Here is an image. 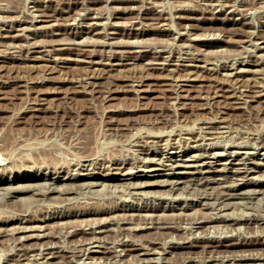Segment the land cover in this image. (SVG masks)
Returning <instances> with one entry per match:
<instances>
[{
    "label": "rangeland",
    "instance_id": "1",
    "mask_svg": "<svg viewBox=\"0 0 264 264\" xmlns=\"http://www.w3.org/2000/svg\"><path fill=\"white\" fill-rule=\"evenodd\" d=\"M0 7V35L18 34L0 37V178H40L13 180L32 185L18 193L6 190L9 181L0 186L7 225L0 264H264V0H0ZM191 154L202 158L177 165ZM50 157L52 169L43 163ZM240 185L250 188L243 200L230 195ZM51 251L57 258L44 259Z\"/></svg>",
    "mask_w": 264,
    "mask_h": 264
},
{
    "label": "bare ground",
    "instance_id": "2",
    "mask_svg": "<svg viewBox=\"0 0 264 264\" xmlns=\"http://www.w3.org/2000/svg\"><path fill=\"white\" fill-rule=\"evenodd\" d=\"M219 5H220V4H219ZM221 6H222V5H221ZM132 7H133V6H132ZM0 8H1V7H0ZM3 9H5V8H3ZM41 15H42V14H41ZM95 15H96V14H95ZM36 16H37V15H36ZM97 17H98V16H97ZM186 18H187V17H186ZM35 19H37V18L35 17ZM32 21H33V20H32ZM40 21H41V20H40ZM94 22H95V21H94ZM96 22H97V21H96ZM100 23H101V22H100ZM98 24H99V23H98ZM102 24L104 25V23H102ZM111 24H112V22H111ZM89 25H90V24H89ZM33 26H34V25H33ZM84 26H85V25H84ZM101 26H102V25H101ZM104 26H105V25H104ZM107 26H108V25H107ZM35 27H36V26H35ZM80 27H81V26H80ZM89 27H90V26H89ZM102 27H103V26H102ZM110 27H111V26H110ZM14 28H15V27H14ZM17 28H18V27H17ZM21 28H22V27H21ZM24 28H25V27H24ZM28 28H29V27H28ZM28 28H27V30H28ZM105 28H106V27H105ZM105 28H104V29H105ZM19 29H20V28H19ZM24 30H25V29H24ZM29 30H30V28H29ZM177 31H180V30H177ZM77 32H78V31H77ZM105 32H106V31H105ZM133 32H134V31H133ZM145 32H146V31H145ZM180 32H181V31H180ZM18 33H19V32H18ZM109 33H110V32H109ZM113 33H114V32H113ZM178 33H179V32H178ZM94 34H95V33H94ZM99 34H100V33H99ZM181 34H182V33H181ZM108 35H110V34H108ZM186 35H187V34H186ZM12 36H18V34H14V35H10V34L3 35V34H1V35H0V37H12ZM26 36H29V35L26 34ZM176 36H177V35H176ZM176 36H175V37H176ZM107 37H108V36H107ZM107 37H105V38L107 39ZM178 37H179V36H178ZM109 38H110V37H109ZM189 38H190V37H189ZM106 39H105V40H106ZM93 40H94V39H93ZM93 40L91 39V41H93ZM102 40H103V39H102ZM135 40H136V39H135ZM84 41H85V40H84ZM86 41H87V40H86ZM88 41H89V40H88ZM126 41H128V40H126ZM126 41H125V43H126ZM130 41H131V40H130ZM133 41H134V40H133ZM137 41H138V40H137ZM141 41H142V40H141ZM141 41H140V42H141ZM59 42H60V41H59ZM63 42H64V41H62L61 43H63ZM73 42H74V41H73ZM98 42H99V41H98ZM110 42H111V41H110ZM122 42H123V41H122ZM134 42H135V41H134ZM56 43H57V42H56ZM74 43H75V42H74ZM76 43H77V42H76ZM93 43H94V42H93ZM111 43H112V42H111ZM130 43H131V42H130ZM50 44H51V43H50ZM58 44H59V43H58ZM79 44H80V43H79ZM82 44H83V42H82ZM85 44H87V43H85ZM89 44H90V41H89ZM91 44H92V43H91ZM98 44H99V43H98ZM103 44H105V43H103ZM109 44H110V43H109ZM119 44H120V43H119ZM142 44H143V43H142ZM11 45H12V44H11ZM17 45H18V44H17ZM17 45H16V46H17ZM36 45H38V44H36ZM40 45H41V44H40ZM45 45H46V44H45ZM95 45H96V44H95ZM101 45H102V44H101ZM114 45H115V44H114ZM114 45H113V46H114ZM116 45H117V44H116ZM125 45H126V44H125ZM131 45H133V44H131ZM136 45H137V44H136ZM143 45H145V44H143ZM46 46H47V45H46ZM119 46H120V45H119ZM138 46H140V45H138ZM141 46H142V45H141ZM260 46H261V45H260ZM263 46H264V45H263ZM11 47H12V46H11ZM121 47H122V46H121ZM258 47H259V46H258ZM9 48H10V47H9ZM15 48H17V47H15ZM18 48H19V47H18ZM54 48H55V47H54ZM46 49H47V48H46ZM61 49H62V48H61ZM64 49H65V48H64ZM112 49H113V48H112ZM7 50H8V49L6 48V51H7ZM11 50H12V49H11ZM11 50H10V51H11ZM15 50H17V49H15ZM32 51H33V50H32ZM109 51H110V50H109ZM114 51H115V50H114ZM7 52H8V51H7ZM14 52H15V51H14ZM14 52H13V53H14ZM30 52H31V51H30ZM41 52H42V51H41ZM122 52H123V51H122ZM124 52H125V51H124ZM129 53H130V52H129ZM49 54H50V53H49ZM38 55H39V54H38ZM38 55L36 56L35 54H33V55H32V59H33L34 61H37V60L40 58ZM44 55H45V54H44ZM112 55H113V54H112ZM122 55H123V54H122ZM40 56H41V55H40ZM183 56H184V55H183ZM186 56H187V55H186ZM259 56H260V54H259ZM45 57H46V56H45ZM121 57H122V56H121ZM189 57H190V55H189ZM49 58H50V57H49ZM52 58H53V57H52ZM54 58H55V57H54ZM128 58H130V57L127 56V58H125V60H128ZM185 58H186V57H185ZM195 58H196V57H195ZM44 59H46V58H44ZM120 59H121V58H120ZM196 59H197V58H196ZM27 60H28V59H27ZM90 61H91V60H90ZM90 61H89V62H90ZM122 61H123V60H122ZM209 61H210V60H209ZM97 62H98V61H97ZM120 62H121V61H120ZM203 62H204V61H203ZM33 63H34V62H33ZM36 64H37V63H36ZM120 64H121V63H120ZM167 64H168V63H167ZM204 64H205V62H204ZM115 65H116V64H115ZM177 65H178V64H177ZM177 65H175V66H177ZM185 65H186V64H185ZM189 65H190V64H189ZM205 65H206V64H205ZM205 65H204V66H205ZM34 66H35V65H34ZM242 66H243V65H242ZM164 67H165V66H164ZM206 67H207V66H206ZM231 67H233V66H231ZM234 67H235V65H234ZM204 68H205V67H204ZM241 68H242V67H240L238 70L240 71ZM244 68H245V67H244ZM247 68H248V67H247ZM209 69H210V68H209ZM209 69H208V70H209ZM192 70H193V69H192ZM213 70H214V69H213ZM238 70H236V71H238ZM241 70H242V69H241ZM215 71H216V70H215ZM234 71H235V70H234ZM248 71H249V70H248ZM250 71H251V69H250ZM231 72H232V71H231ZM242 72H243V70H242ZM239 73H240V72H239ZM243 73H244V72H243ZM231 74H234V72H232ZM236 74H237V73H236ZM241 74H242V73H241ZM90 76H91V75H90ZM90 76H89V77H90ZM236 77H237V76H236ZM174 78H175V77H174ZM230 78H231V77H230ZM241 78H242V77H241ZM176 79H177V78H176ZM180 79H184V78H180ZM192 79H193V78H192ZM196 79H197V78H196ZM227 79H228V78H227ZM239 79H240V77H239ZM244 79H245V78H244ZM247 79H248V78H247ZM251 79H252V78H251ZM256 79H257V78H256ZM178 80H179V79H178ZM141 81H142V80H141ZM141 81H139V82H141ZM224 81H225V79H224ZM234 81H236V80H234ZM246 81H247V80H246ZM251 81H252V80H251ZM217 82H218V81H217ZM228 82H229V81H228ZM248 82H249V80H248ZM137 83H138V82H137ZM141 83H142V82H141ZM178 83H179V82H178ZM220 83H222V82H220ZM230 83H231V82H230ZM246 83H247V82H246ZM258 83H259V82H258ZM195 84H196V83H195ZM217 84H218V83H217ZM228 84H229V83H228ZM231 84H232V83H231ZM256 84H257V83H256ZM258 85H259V84H258ZM178 86H180V85L178 84ZM178 86H177V87H178ZM218 86H219V85H218ZM230 86H231V85H230ZM232 86H233V85H232ZM247 86H248V85H247ZM252 86H253V85H252ZM221 87H222V86H221ZM221 87H220V88H221ZM238 87H239V85H238ZM238 87H237V88H238ZM244 87H245V86H244ZM193 88H194V87H193ZM233 88H234V87H233ZM246 88H247V87H246ZM230 89H231V88H230ZM180 90H181V89H180ZM182 90H183V89H182ZM258 90H260V88H259ZM190 91H191V89H190ZM236 91H237V90H236ZM236 91H235V92H236ZM242 91H243V90H242ZM263 91H264V89H263ZM179 94H180V93H179ZM238 94H239V93H238ZM240 95H241V94H240ZM244 95H246V94L244 93ZM260 95H261V94H260ZM262 95H263V94H262ZM176 96H177V95H176ZM241 96H242V95H241ZM235 97H236V96H235ZM236 98H237V97H236ZM238 98H239V97H238ZM245 101H248V100L246 99ZM263 101H264V100H263ZM211 121H212V120H211ZM220 126H221V125H220ZM207 127H208V126H207ZM221 127H222V126H221ZM197 130H198V129H197ZM192 131H193V130H192ZM206 131H207V130H206ZM206 131H205V132H206ZM209 131H211V130H209ZM169 132H171V131H169ZM203 132H204V131H203ZM197 133H199V132L197 131ZM155 134H156V133H155ZM168 134H169V133H168ZM194 134H195V133H194ZM156 135H157V134H156ZM160 136H161V134H160ZM160 136H159V137H160ZM162 136H163V135H162ZM164 136H165V135H164ZM202 136H203V135H202ZM204 137H206V136H204ZM192 138H193V137H192ZM203 140H204V138H203ZM16 141H17V140H16ZM198 141H199V140H198ZM2 142H3V141H2ZM4 142H5V140H4ZM195 142H196V141H195ZM202 142H203V141H202ZM14 143H15V142H14ZM18 143H19V142H18ZM204 144H205V142H204ZM204 144H203V145H204ZM2 145H3V144H2ZM196 145H197V144H196ZM201 145H202V144H201ZM194 146H195V145H194ZM206 146H207V145H206ZM206 146H205V147H206ZM208 146H209V145H208ZM20 147H21V146H20ZM205 147H204V148H205ZM241 147H242V146H241ZM5 148H6V147H5ZM17 148H19V147H17ZM17 148H16V149H17ZM194 148H195V147H194ZM237 148H238V147H237ZM20 149H21V148H20ZM22 149H23V148H22ZM197 149H198V148H197ZM203 150H204V149H203ZM236 150H237V149H236ZM1 151H2V150H1ZM205 151H206V150H205ZM237 151H238V153H239V150H237ZM159 152H160V151H159ZM176 152H177V151H176ZM181 152H182V151H181ZM210 152H211V151H210ZM210 152H209V153H210ZM229 152H230V151H229ZM235 152H236V151H235ZM246 152H248V151H246ZM246 152H245V155H246ZM167 153H168V152H167ZM173 153H174V152H173ZM209 153H208V154H209ZM212 153H213V152H212ZM214 153H215V152H214ZM231 153H232V152H231ZM149 154H150V153H149ZM170 154H171V153H170ZM194 154H196V153H194ZM203 154H204V153H203ZM233 154H234V153H233ZM0 155H1V153H0ZM157 155H158V154H157ZM198 155H200V154H198ZM201 155H202V154H201ZM201 155H200V156H201ZM211 155H213V154H211ZM217 155H218V154H217ZM220 155H221V153H220ZM225 155H226V154H225ZM229 155H230V154H229ZM262 155H263V154H262ZM146 156H147V155H146ZM161 156H162V154H161ZM163 156H164V155H163ZM167 156H168V155H167ZM188 156H189V155H188ZM188 156H187V159H185V160H188V163H183L182 160H180V162L178 161L179 163H178L177 161H174L173 159H172V160H173L174 162H177V165H178V166H186V167H188L192 161H196V160H199L200 158H202V157H197L196 155H193V154H191L190 157H188ZM202 156H203V155H202ZM215 156H216V155H215ZM243 156H244V155H243ZM0 157H1V156H0ZM3 157H4V156H3ZM21 157H22V156H21ZM152 157H153V156H152ZM157 157H158V156H157ZM235 157H236V156H235ZM241 157H242V155H241ZM241 157H240V158H241ZM6 158H7V157H6ZM146 158H151V157H148V156H147ZM159 158H160V156H159ZM169 158H170V157H169ZM172 158H173V157H172ZM207 158H208V157H207ZM242 158H243V157H242ZM250 158H251V157H250ZM252 158H253V157H252ZM252 158H251V159H252ZM32 159H33V156H32ZM83 159H84V158H83ZM162 159H163V158H162ZM162 159H161V160H162ZM165 159H166V158H165ZM0 160L4 161V159H2V157H1ZM41 160H42V159H41ZM148 160H152V159H148ZM154 160H155V159H154ZM158 160H160V159H158ZM183 160H184V159H183ZM201 160H202V159H201ZM242 160H244V159H242ZM249 160H250V159H249ZM5 161H6V160H5ZM28 161H29V160H28ZM189 161H191V162L189 163ZM211 161H212V160H211ZM228 161H229V159H228ZM21 162H23V161H21ZM55 162H57L55 157H54V158H53V157L45 158V160H43V163L46 165V167H50L51 165H54ZM143 162H145V161H143ZM147 162H148V161H147ZM158 162H160V161H158ZM165 162H166V161H165ZM168 162H169V161H168ZM185 162H186V161H185ZM212 162H213V161H212ZM216 162H218V161L216 160ZM220 162H221V161H220ZM232 162H233V161H232ZM234 162H235V161H234ZM237 162H238V161H237ZM240 162H242V161H240ZM14 163H15V162H14ZM28 163H30V162H28ZM38 163H39V162H38ZM83 163H84V162H83ZM141 163H142V161H141ZM145 163H146V162H145ZM242 163H243V162H242ZM242 163H241V165H242ZM257 163H258V162H257ZM259 163H260V162H259ZM259 163H258V164H259ZM261 163H263V162H261ZM15 164H16V163H15ZM41 164H42V163H41ZM79 164H80V163H79ZM133 164H134V163H133ZM166 164H167V163H166ZM166 164H165V165H166ZM174 164H175V163H174ZM191 164H192V163H191ZM197 164H199V163H197ZM229 164H230V163H229ZM244 164H245V163H244ZM263 164H264V163H263ZM33 165H34V164H33ZM37 165H38V164H37ZM37 165H36V166H37ZM81 165H82V164H81ZM144 165H146V164H144ZM153 165H154V162H153ZM172 165H173V164H172ZM175 165H176V164H175ZM194 165H195V164H194ZM210 165H211V164H210ZM219 165H220V164H219ZM224 165H226V164H224ZM12 166H13V164H12ZM31 166H32V165H31ZM40 166H41V165H40ZM57 166H58V163H57ZM76 166H78V165L76 164ZM88 166H89V165H88ZM122 166H124V165H122ZM133 166H134V165H133ZM156 166H157V165H156ZM173 166H174V165H173ZM191 166H192V165H191ZM215 166H217V165H215ZM220 166H222V165H220ZM23 167H24V166H23ZM29 167H30V166H29ZM41 167H42V166H41ZM52 167H53V166H52ZM86 167H87V166H86ZM93 167H94V166H93ZM110 167H111V166H110ZM142 167L144 168V166H142ZM142 167H140V168H142ZM149 167H150V166H149ZM149 167H148V168H149ZM153 167H154V166H153ZM158 167H159V166H158ZM169 167H170V166H169ZM240 167H241V166H240ZM32 168H33V167H32ZM50 168H51V167H50ZM57 168H58V167H57ZM57 168H55V169H57ZM60 168H61V167H60ZM62 168H63V167H62ZM90 168H91V167H90ZM134 168H135V167H134ZM145 168H146V167H145ZM199 168H200V167H199ZM217 168H218V167H217ZM220 168H221V167H220ZM232 168H233V167H232ZM241 168H242V167H241ZM246 168H247V167H246ZM250 168H251V167H250ZM17 169H18V168H17ZM30 169H31V168H30ZM46 169H47V168H46ZM51 169H52V168H51ZM74 169H75V167H74ZM92 169H93V168H92ZM128 169H129V168H128ZM130 169H131V168H130ZM146 169H147V168H146ZM152 169H159V168H152ZM221 169H222V168H221ZM226 169H227V167H226ZM252 169H253V168H252ZM9 170H10V169H9ZM11 170H12V169H11ZM20 170H21V169H20ZM23 170H24V169H23ZM33 170H34V169H33ZM36 170H37V169H36ZM39 170H40V169H39ZM75 170H76V169H75ZM77 170H78V169H77ZM89 170H90V169H89ZM89 170H88V171H89ZM94 170H95V168H94ZM100 170H101V169H100ZM105 170H106V169H105ZM144 170H145V169H144ZM160 170H161V169H160ZM162 170H163V169H162ZM215 170H216V169H215ZM233 170H234V169H233ZM235 170H236V168H235ZM238 170H239V169H238ZM246 170H247V169H246ZM248 170H250V169H248ZM59 171H60V170H59ZM67 171H68V170H67ZM69 171H71V169H70ZM84 171H85V170H84ZM92 171H93V170H92ZM102 171H103V170H102ZM112 171H113V170H112ZM116 171H117V170H116ZM194 171H196V170H194ZM203 171H204V170H203ZM236 171H237V170H236ZM254 171H255V170H254ZM54 172H55V171H54ZM80 172H81V171H80ZM90 172H91V171H90ZM106 172H107V171H106ZM130 172H132V171L130 170ZM161 172H162V171H161ZM183 172H184V171H182V173H183ZM188 172H189V171H188ZM222 172H223V171H222ZM4 173H5V172H4ZM7 173H8V172H7ZM10 173H11V172H10ZM34 173H35V172H34ZM43 173H45V172H43ZM66 173H67V172H66ZM75 173H76V172H75ZM82 173H83V172H82ZM168 173H169V172H168ZM219 173H220V172H219ZM223 173H224V172H223ZM11 174H12V173H11ZM47 174H48V173H47ZM51 174H52V173H51ZM71 174L73 175L72 171H71ZM83 174H84V175H83V176H80V178H90V177H91L92 179H95V180H96V181H92V182H91V181H90L91 179H90V180H89L90 183L87 182L88 184H90V185H92V186H94V185H96V184H101L99 181H97L98 176H95V175L92 176V175H90V174H88V173H83ZM113 174H114V173H113ZM116 174H117V175H115V176H118V175H119L117 172H116ZM121 174H122L123 176L130 175V177H135V176H136L134 173H132L133 176H132L131 174H129V173H124V174L121 173ZM166 174H167V172H166ZM171 174H172V173H171ZM225 174H226V173H225ZM230 174H231V173H230ZM236 174H237V173H236ZM45 175H46V174H45ZM65 175H66V174H65ZM68 175H69V174H68ZM109 175H110V174H109ZM234 175H235V174H234ZM245 175H246V174H245ZM245 175H244V176H245ZM13 176H14V175H11L12 178H13ZM53 176H54V175H53ZM56 176H57V175H56ZM58 176H59V175H58ZM187 176H188V175H187ZM190 176H192V175H190ZM194 176H195V175H194ZM203 176H204V175H203ZM217 176H218V175H217ZM217 176H216V177H217ZM224 176H225V175H224ZM247 176H248V175H247ZM250 176H251V175H250ZM63 177H65V176H63ZM72 177H73V176H72ZM72 177L69 176V177H67V178H68V179H72ZM78 177H79V176H78ZM201 177H202V175L200 176V178H201ZM205 177H206V176H205ZM208 177H210V176H208ZM212 177H213V176H212ZM212 177H210V178H212ZM214 177H215V176H214ZM216 177H215V178H216ZM219 177H220V176H219ZM221 177H222V176H221ZM228 177H229V176H228ZM231 177H232V176H231ZM233 177H234V176H233ZM251 177H252V176H251ZM253 177H254V176H253ZM33 178H37L36 180H40V178H39L38 176H34V175H33V176H30V175H27V176H26V175H25V176H20V175H19L18 177H14L12 180H4V178H3V179L0 178V186H1L2 184H4V182L9 181V182H10V183H9L10 185H9L8 189H6V188H5V189H6V190H11V191H16V193H18L19 191H22V190H30V189L32 188V187H31L32 185H28V183H27L26 185L23 184V185H19V186H17V184H16L15 186H17V187H14L13 185H11V184H12V181L14 180V182H15V181H21V180H24V181H28V180H29V182H31V180H32V181L35 180V179H33ZM43 178H44V176H43ZM74 178H75V177H74ZM122 178H123V177H122ZM136 178H137V177H136ZM203 178H204V177H203ZM237 178H238V177H237ZM60 179H61L60 177H58V178H52V180H53V185H54V183H57L58 180H60ZM105 179H106V181L109 180L108 178H105ZM113 179H117V178L115 177V178H113ZM129 179H130V178H129ZM166 179H167V178H166ZM166 179H165V180H166ZM187 179H188V178H187ZM192 179H193V177H192ZM226 179H227V178H226ZM251 179H252V178H251ZM255 179H256V178H255ZM145 180H146V179H145ZM178 180H180V179H178ZM178 180H177V181H178ZM193 180H195V179H193ZM193 180H192V181H193ZM223 180H224V179H223ZM233 180H234V179H233ZM81 181H82V180H81ZM84 181H85V180H84ZM87 181H88V180H87ZM128 181H130V180H128ZM128 181H127V182H128ZM139 181H140V180H138V182H139ZM147 181H148V182L150 181V183H153V181L151 182V180H147ZM162 181H163V180H162ZM162 181H161V182H162ZM168 181H169V180H168ZM171 181H172V178H171ZM171 181H170V182H171ZM173 181H175V180L173 179ZM202 181H203V180H202ZM207 181H208V180H207ZM209 181H210V180H209ZM209 181H208V182H209ZM225 181H228V180H225ZM251 181H252V180H251ZM33 182H34V181H33ZM37 182H38V181H37ZM37 182H36V183H37ZM47 182H48V180H47ZM47 182H46V183H47ZM50 182H52V181L50 180ZM63 182H64V181H63ZM63 182H62L61 184H64ZM72 182H73V181H72ZM101 182H102V180H101ZM103 182H104V181H103ZM103 182H102V183H103ZM119 182H120V181H119ZM122 182H124V181H122ZM127 182H126V184H127ZM136 182H137V181H136ZM148 182H146V183H148ZM156 182H157V181H156ZM164 182H165V181H164ZM185 182H186V181H185ZM188 182H189V181H188ZM190 182H191V180H190ZM194 182H195V181H194ZM197 182H198V181H197ZM216 182H217V180H216ZM223 182H224V181H223ZM230 182H231V181H230ZM237 182H238V181H237ZM239 182H242V181H239ZM249 182H250V181H249ZM253 182H255V180H254ZM19 183H20V182H19ZM22 183H23V182H22ZM41 183L44 184V182H41ZM69 183H70V182H69ZM106 183H107V182H106ZM110 183H113V182H110ZM116 183H117V182H116ZM116 183H115V184H116ZM128 183H129V182H128ZM139 183H140V182H139ZM143 183H144V182H142V184H143ZM150 183H149V184H150ZM154 183H155V182H154ZM165 183H166V182H165ZM174 183H175V182H174ZM174 183H173V184H174ZM186 183H187V182H186ZM221 183H222V182H221ZM231 183H232V182H231ZM245 183H246V182H245ZM255 183H256V182H255ZM13 184H14V183H13ZM20 184H21V183H20ZM43 184H42V185H43ZM77 184H79V181H78ZM84 184H86V183H84ZM121 184H122V183H121ZM123 184H124V183H123ZM131 184H132V182H131ZM131 184H130V185H131ZM134 184L137 185V183H134ZM142 184H141V185H142ZM160 184H161V183H160ZM162 184H163V182H162ZM187 184H188V183H187ZM201 184H203V183H201ZM212 184H213V183H212ZM215 184H217V183H215ZM223 184H224V183H223ZM226 184H227V183H226ZM226 184H225V186H226ZM235 184H236V182H235ZM238 184H239V183H238ZM7 185H8V184H7ZM35 185H36V184H35ZM39 185H40V184H39ZM42 185H41V186H42ZM44 185H45V184H44ZM47 185H48V184H47ZM51 185H52V184H50V186H51ZM53 185H52V186H53ZM67 185H68V184H66V185H64V186L66 187ZM74 185H76V184H74ZM90 185H88V186H90ZM106 185H107V184H106ZM111 185H113V184H111ZM144 185H145V184H144ZM169 185H171V184L169 183ZM181 185H182V184H181ZM229 185H230V184H229ZM229 185H228V186H229ZM36 186H37V185H36ZM56 186H57V184H56ZM58 186L61 187L60 185H58ZM58 186H57V187H58ZM78 186H80V184H79ZM101 186L103 187V185H101ZM101 186H100V187H101ZM114 186H115V185H114ZM116 186H117V184H116ZM120 186H121V185H120ZM125 186L129 188L128 185H125ZM171 186H173V185H171ZM171 186H170V187H171ZM174 186H175V185H174ZM179 186H180V185H179ZM205 186H206V185H205ZM219 186H221V187L223 188L222 185H219ZM219 186H218V187H219ZM2 187H3V186H2ZM6 187H7V186H6ZM44 187H45V186H44ZM67 187H69V186H67ZM71 187H72V186H71ZM76 187H77V186H75V188H76ZM83 187H84V186H83ZM83 187H82V188H83ZM98 187H99V186H98ZM118 187H119V185H118ZM121 187H124V186H121ZM135 187H136V186H135ZM180 187H181V186H180ZM207 187H208V184H207ZM213 187H214V186H213ZM218 187H217V188H218ZM259 187H260V186H259ZM35 188H37V187H35ZM38 188L40 189V187H38ZM75 188H74V189H75ZM78 188H79V187H78ZM92 188H93V187H92ZM96 188H97V187H96ZM109 188H110V185H109ZM182 188H183V187H182ZM219 188H220V187H219ZM219 188H218V189H219ZM247 188H248V187H247ZM253 188H255V187H253ZM261 188H262V187H261ZM5 189H4V190H5ZM46 189L48 190V188H46ZM88 189H89V188H88ZM90 189H91V188H90ZM141 189H142V188H141ZM213 189H215V188H213ZM228 189H229V188H228ZM243 189H244V188H243ZM256 189H257V188H256ZM0 190H1V189H0ZM36 190H37V189H36ZM42 190H43V187H42ZM50 190H51V189H50ZM50 190H49V191H50ZM56 190H57V189H56ZM60 190H62V189H60ZM82 190H83V189H82ZM85 190H87V188H86ZM92 190H93V189H92ZM125 190H127V189H125ZM130 190H132V189L130 188ZM130 190H129V191H130ZM136 190H137V189H136ZM136 190H135V191H136ZM168 190H169V189H168ZM172 190H174V189H172ZM175 190H176V189H175ZM206 190H208V189H206ZM210 190H211V187H210ZM216 190H217V189H216ZM252 190H253V189H252ZM2 191H3V189H2ZM2 191H0V192L2 193ZM71 191H72V190H71ZM74 191H75V190H74ZM77 191H78V189H77ZM77 191H76V192H77ZM133 191H134V190H133ZM135 191H134V192H135ZM138 191H139V190H138ZM138 191H137V192H138ZM143 191H144V189H143ZM165 191L167 192V190H165ZM211 191H213V190H211ZM222 191H223V190H222ZM222 191H220V192H222ZM226 191H227V189H226ZM226 191H225V192H226ZM232 191H233V190H232ZM232 191H230V192H232ZM3 192H4V191H3ZM5 192H7V191H5ZM8 192H9V191H8ZM30 192H31V191H30ZM35 192H36V191H35ZM37 192H39V190H38ZM42 192H43V191H42ZM46 192H47V191H46ZM63 192H64V191H63ZM65 192H66V191H65ZM92 192H94V191H92ZM131 192H132V191H131ZM145 192H147V191L145 190ZM205 192H206V191H205ZM213 192H214V191H213ZM225 192H224V193H225ZM260 192H261V190H260ZM1 193H0V194H1ZM11 193H12V192H11ZM31 193H32V192H31ZM40 193H41V192H40ZM40 193H39V194H40ZM43 193H44V192H43ZM129 193H130V192H129ZM135 193H136V192H135ZM135 193H134V194H135ZM159 193H161V191H160ZM179 193H180V192H179ZM179 193H178V194H179ZM211 193H212V192H211ZM215 193H216V192H215ZM248 193H250V188H249V191H248V189H247V190H242V185H240V186L236 189V191L232 192L230 195H231V197H242V200H243V196H246ZM252 193H253V192H252ZM262 193H264V192H262ZM29 194H30V193H29ZM29 194H28V195H29ZM37 194H38V193H37ZM45 194H46V193H45ZM45 194H44V195H45ZM71 194H72V193H71ZM142 194H143V193H142ZM147 194H148V193H147ZM162 194H163V193H162ZM168 194H169V193H168ZM172 194H173V192H172ZM204 194H205V193H204ZM217 194H218V193H217ZM217 194H216V195H217ZM226 194H227V193H226ZM2 195H3V193H2ZM6 195H7V193H6ZM6 195H4L3 197H5ZM10 195H12V194H10ZM15 195H16V194H15ZM32 195H34V194H32ZM52 195H53V194H52ZM55 195H56V194H55ZM59 195H60V194H59ZM65 195H66V194H65ZM150 195H151V194H150ZM160 195H161V194H160ZM163 195H165V193H164ZM221 195H222V194H221ZM227 195H228V194H227ZM255 195H256V194H255ZM261 195H264V194H261ZM17 196H19V195H17ZM21 196L24 197L23 195H21ZM29 196L31 197V195H29ZM29 196H28V197H29ZM36 196H37V195H36ZM60 196H61V195H60ZM70 196H71V195H70ZM155 196H156V195H155ZM173 196L176 197L175 195H173ZM210 196H211V195H210ZM213 196H214V194H213ZM213 196H212V197H213ZM225 196H226V195H225ZM253 196H254V195H253ZM253 196H252V198H253ZM7 197H8V196H7ZM28 197H27V198H28ZM37 197H38V196H37ZM44 197H46V196H44ZM51 197H52V196H51ZM54 197H55V196H54ZM56 197H57V195H56ZM64 197H65V196H64ZM66 197H68V196H66ZM71 197H72V196H71ZM159 197H160V196H159ZM164 197H165V196H164ZM171 197H172V196H171ZM229 197H230V196H229ZM246 197H247V196H246ZM256 197H257V196H256ZM261 197H263V196H260V198H261ZM27 198H26V199H27ZM33 198H34V197H33ZM57 198H58V197H57ZM223 198H224V197H222V199H223ZM250 198H251V197H250ZM20 199H21V198H20ZM23 199H24V198H23ZM36 199H39V198H36ZM40 199H41V197H40ZM43 199H44V198H43ZM163 199H164V198H163ZM207 199H208V198H207ZM244 199H245V198H244ZM248 199H249V198H248ZM256 199H258V198H256ZM55 200H56V199H55ZM203 200H204V199H203ZM215 200H217V199H215ZM219 200H220V198H219ZM232 200H233V199H232ZM235 200L237 201V199H235ZM245 200H246V199H245ZM250 200H251V199H250ZM260 200H261V199H260ZM263 200H264V199H263ZM23 201H24V200H23ZM25 201H26V200H25ZM31 201H32V199H31ZM34 201H35V200H34ZM62 201H63V200H62ZM200 201H201V200H200ZM206 201H207V200H206ZM217 201H218V200H217ZM222 201H223V200H222ZM222 201H221V202H222ZM226 201H227V200H226ZM238 201H239V202H238ZM238 201H237V202L241 204V201H240L239 199H238ZM16 202H17V201H16ZM215 202H216V201H215ZM215 202H214V203H215ZM219 202H220V201H219ZM223 202L226 203L225 201H223ZM231 202L233 203V201H231ZM211 203H212V202H210V204H211ZM214 203H213V205H214ZM216 203H217V202H216ZM224 203H223V204H224ZM232 203H231V205H233ZM244 203H245V202H244ZM16 204H17V203H16ZM168 204H169V203H168ZM202 204H203V203H202ZM208 204H209V203H208ZM217 204H218V203H217ZM229 204H230V202H229ZM229 204H227V206H228ZM152 205H153V204H152ZM218 205H219V204H218ZM231 205H230V206H231ZM94 206H95V205H94ZM102 206H103V205H102ZM128 206H129V205H127V207H128ZM157 206H158V205H157ZM160 206H161V205H160ZM171 206H173V205L171 204ZM205 206H206V204H205ZM211 206H212V205H211ZM219 206H220V205H219ZM223 206H224V205H223ZM105 207H106V205H105ZM119 207H120V206H119ZM161 207H163V206H161ZM174 207H175V206H174ZM188 207H189V206H188ZM190 207H192V206H190ZM225 207H226V205H225ZM91 208H92V206H91ZM144 208H145V207H144ZM144 208H143V209H144ZM154 208H155V207H154ZM166 208H167V207H166ZM172 208H173V207H172ZM211 208H213V207H211ZM219 208H220V207H219ZM27 209H28V208H27ZM41 209H42V208H41ZM99 209H100V208H99ZM121 209H123V208H121ZM131 209H132V208H131ZM147 209H148V208H147ZM221 209H222V208H221ZM103 210H104V208H103ZM106 210H107V209H106ZM162 210H163V209H162ZM217 210H218V209H217ZM225 210H226V209H225ZM76 211H77V210H76ZM78 211H79V210H78ZM85 211H88V210H85ZM90 211H91V210H90ZM95 211H96V210H95ZM127 211H128V210H127ZM141 211H142V210H141ZM141 211H140V212H141ZM172 211H173V210H172ZM22 212H23V211H22ZM82 212H84V211H82ZM91 212H92V211H91ZM93 212H94V211H93ZM123 212H124V210H123ZM125 212H126V211H125ZM132 212H134V211H132ZM148 212H149V211H147L146 214H147ZM164 212H165V211H164ZM183 212H184V211H183ZM18 213H19V212H18ZM20 213H21V212H20ZM20 213H19V214H20ZM69 213H70V212H69ZM74 213H75V212H74ZM84 213H85V212H84ZM88 213H89V212H88ZM94 213H95V212H94ZM98 213H99V212H98ZM135 213H136V212H135ZM142 213H144V212H142ZM150 213H153V212H150ZM150 213H149V214H150ZM158 213H160V212H158ZM158 213H156V214H158ZM23 214H24V213H23ZM36 214H37V213H36ZM66 214L68 215V213H66ZM70 214H72V213H70ZM76 214H77V213H76ZM127 214H129V213H127ZM136 214H137V213H136ZM6 215H7V214H6ZM11 215H12V214H11ZM64 215H65V214H64ZM96 215H97V214H96ZM161 215H162V214H160L159 216H161ZM166 215H168L167 212H166ZM174 215H176V214H174ZM3 216H4V215H3ZM7 216H8V215H7ZM16 216H17V215H16ZM20 216H21V215H20ZM25 216H26V215H25ZM52 216L55 217V215H53V214H52ZM85 216H86V215H85ZM88 216H89V215H88ZM131 216H133V215H131ZM150 216H153V215L151 214ZM156 216H157V215H156ZM164 216H165V215H164ZM4 217H5V216H4ZM18 217H19V216H18ZM21 217H22V216H21ZM33 217H35V215H34ZM43 217H44V216H43ZM77 217H78V216H77ZM82 217H83V216H82ZM89 217H90V216H89ZM89 217H88V218H89ZM140 217H142V216L140 215ZM147 217H148V215H147ZM166 217H167V216H166ZM12 218H13V217H12ZM14 218H16V217H14ZM102 218H103V217H102ZM105 218H106V217H105ZM105 218H104V220H105ZM107 218H108V216H107ZM154 218H155V217H154ZM159 218H160V217H159ZM164 218H165V217H164ZM4 219H5V218H3V220H4ZM26 219H27V218H26ZM38 219H39V218H38ZM68 219H69V217H68ZM70 219H71V218H70ZM18 220H19V219H18ZM22 220L24 221V219H22ZM55 220H57V219H55ZM64 220H65V219H64ZM86 220H87V219H86ZM99 220H100V219H99ZM102 220H103V219H102ZM104 220H103V221H104ZM126 220H127V219H126ZM165 220H166V219H165ZM165 220H164V221H165ZM204 220H205V219H204ZM61 221H63V220H61ZM67 221H68V220H67ZM90 221H92V220H90ZM105 221H106V220H105ZM128 221H129V220H128ZM149 221H150V220H149ZM153 221H154V220H153ZM157 221H158V219H157ZM161 221H162V220H161ZM200 221H202V220H200ZM235 221H236V219H235ZM47 222H48V220H47ZM106 222H107V221H106ZM147 222H148V221H147ZM162 222H163V221H162ZM166 222H167V221H166ZM171 222H172V221H171ZM19 223H20V222H19ZM19 223H18V224H19ZM31 223H32V221H31ZM60 223H61V222H60ZM90 223H91V222H90ZM95 223H96V222H95ZM143 223H144V222H143ZM145 223H146V222H145ZM145 223H144V224H145ZM148 223H149V222H148ZM167 223H168V222H167ZM1 224H2V223H1ZM25 224H26V223H25ZM40 224H41V223H40ZM43 224H46V223H43ZM53 224H54V223H52V225H53ZM100 224H101V222H100ZM150 224H153V223H150ZM50 225H51V224H50ZM89 225H90V224H89ZM231 225H232V224H231ZM236 225H237V224H236ZM0 226H7V225H4V224H3V225H0ZM8 226H9V225H8ZM13 226H14V225H13ZM15 226H16V224H15ZM27 226H28V225H27ZM55 226H56V225H55ZM58 226H59V225H58ZM103 226H104V225H103ZM105 226H106V225H105ZM146 226H147V225H146ZM146 226H145V227H146ZM160 226H161V225H160ZM171 226H172V225H171ZM9 227H11V225H10ZM20 227H21V226H20ZM22 227H23V225H22ZM28 227H29V226H28ZM28 227H27V228H28ZM32 227H33V226H32ZM37 227H38V226H37ZM44 227H45V226H44ZM75 227H76V226H75ZM169 227H170V226H169ZM33 228H35V227H33ZM33 228H30V229H33ZM39 228H41V226H40ZM39 228H38V230H39ZM42 228H43V227H42ZM138 228H139V227H138ZM147 228H148V226H147ZM147 228H146V229H147ZM7 229H8V228H7ZM16 229H17V228H16ZM20 229H21V228H20ZM136 229H137V226H136ZM0 230H2V231L4 232V230H6V227H5V228H4V227H0ZM21 230H22V229H21ZM103 230H104V229H103ZM97 231H98V230H97ZM12 232H13V231H12ZM15 232H16V231H15ZM44 232H45V231H44ZM46 232H47V231H46ZM100 232H101V231H100ZM16 233H17V232H16ZM41 233H43V232H41ZM198 233H199V232H198ZM198 233H197V235H198ZM0 234H1V231H0ZM6 234H7V233H6ZM6 234H5V235H6ZM12 234H13V233H12ZM46 234H47V233H46ZM32 235L34 236V234H32ZM39 235H40V233H39ZM205 235H206V234H205ZM12 236H13V235H12ZM97 236H98V235H97ZM202 236H203V235H202ZM31 237H32V236H31ZM34 237H35V236H34ZM39 237H40V236H39ZM21 238H23V237H21ZM28 238H29V237H28ZM36 238H37V237H36ZM191 238H192V237H191ZM191 238H188V239H191ZM193 238H194V237H193ZM201 238H202V237H201ZM201 238H200V239H201ZM226 238H227V236H226ZM38 239H39V238H38ZM97 239H98V238H97ZM195 239H196V238H195ZM20 240H21V239H20ZM20 240H19V241H20ZM31 240H32V239H31ZM36 240H37V239H36ZM38 241H39V240H38ZM92 241H93V240H92ZM95 241H96V240H95ZM95 241H93V242L95 243ZM155 241H156V240H155ZM193 241H194V239H193ZM195 241H196V240H195ZM23 242H25V241H23ZM149 242H151V241H149ZM196 242H197V241H196ZM237 242H238V241H237ZM9 243H10V242H9ZM19 243H20V242H19ZM27 243H28V242H27ZM90 243H92V242H90ZM94 243H92V244L95 245ZM97 243H98V242H97ZM142 243H143V242H142ZM191 243H192V241H191ZM232 243H233V242H232ZM242 243H243V242H242ZM244 243H245V242H244ZM14 244H15V242H14ZM25 244H26V243H25ZM29 244H30V241H29ZM86 244H87V242H86ZM86 244H85V245H86ZM92 244H90V245H92ZM99 244H100V243H99ZM99 244H98V245H99ZM132 244H133V243H132ZM180 244H181V243H180ZM194 244H195V242H194ZM41 245H42V244H41ZM90 245H89V246H90ZM126 245H127V244H126ZM134 245H135V244H134ZM143 245H144V244H143ZM143 245H142V246H143ZM162 245H163V244H162ZM190 245H191V244H190ZM209 245H210V244H209ZM229 245H230V243H229ZM232 245H233V244H232ZM240 245H241V244H240ZM245 245H246V244H245ZM37 246H38V244H37ZM52 246H53V245H52ZM52 246H51V247H52ZM86 246H87V245H86ZM99 246H100V245H99ZM153 246H154V245H153ZM164 246H165V244H164ZM164 246H163V247H164ZM9 247H11V246H9ZM35 247H36V245H35ZM40 247H41V246H40ZM43 247H44V246H43ZM43 247H42V248H43ZM45 247H46V246H45ZM140 247H141V246H140ZM145 247H146V244H145ZM150 247H151V246H150ZM167 247H168V246H167ZM190 247H191V246H190ZM15 248H16V247H15ZM29 248H31V247H29ZM46 248H47V247H46ZM52 248H53V247H52ZM55 248H56V247H55ZM83 248H84V247H83ZM118 248H119V247H118ZM138 248H139V247H138ZM147 248H149V247H147ZM161 248H162V247H161ZM24 249H25V248H24ZM35 249H36V248H35ZM142 249H143V248H142ZM152 249H153V248H152ZM164 249H165V248H164ZM11 250H12V249H11ZM13 250H14V249H13ZM16 250H18V249H16ZM19 250H20V249H19ZM80 250H81V249H80ZM85 250H86V249H85ZM87 250H88V248H87ZM90 250H91V248H90ZM90 250H89V252H90ZM107 250H108V249H107ZM115 250H116V249H115ZM125 250H127V249H125ZM137 250H138V249H137ZM154 250H155V249H154ZM40 251H41V250H40ZM93 251H94V250H93ZM100 251H102V250H100ZM113 251H114V250H113ZM117 251H120V250H117ZM123 251H124V250H123ZM130 251H131V250H130ZM145 251H146V250H145ZM156 251H157V250H156ZM167 251H168V250H167ZM9 252H10V251H9ZM16 252H18V251H16ZM76 252H77V251H76ZM81 252H82V250H81ZM107 252H108V251H107ZM115 252H116V251H115ZM125 252H126V251H125ZM137 252H138V251H137ZM142 252H143V251H142ZM150 252H152V251H150ZM158 252H159V250H158ZM48 253H49V252H48ZM48 253H47V255H48ZM51 253H52V255L50 254V255L47 256V257H46L45 255H43V256H45L44 259L47 258V259L50 260V259H54V258L56 259V258H57L58 255H57L55 252H52V251H51ZM118 253H119V252H118ZM122 253H124V252H122ZM159 253H160V252H159ZM165 253H166V252H165ZM241 253H242V252H241ZM244 253H245V252H244ZM250 253H251V252H250ZM19 254H20V253H19ZM44 254H46V253H44ZM160 254H161V253H160ZM237 254H238V253H237ZM255 254H256V253H255ZM28 255H29V254H28ZM32 255H33V254H32ZM39 255H40V254H39ZM79 255H80V254H79ZM85 255H86V254H85ZM116 255H117V254H116ZM235 255H236V254H235ZM19 256H20V255H19ZM40 256H41V255H40ZM73 256H75V255H73ZM73 256H72V258H73ZM91 256H92V255H91ZM95 256H96V255H95ZM101 256H102V255H101ZM236 256H237V255H236ZM239 256H240V255H239ZM242 256H244V255L242 254ZM247 256H248V255H247ZM252 256H253V255H252ZM257 256H258V255H257ZM259 256H260V255H259ZM261 256H262V255H261ZM35 257H36V256H35ZM35 257H34V258H35ZM83 257H84V256H83ZM83 257H82V258H83ZM88 257H89V256H88ZM99 257H100V256H99ZM110 257H111V256H110ZM115 257H116V256H115ZM22 258H23V257H22ZM22 258H21V259H22ZM25 258H26V257H25ZM70 258H71V257H70ZM77 258H79V257H77ZM108 258H109V257H108ZM113 258H114V257H113ZM119 258H120V257H119ZM246 258H247V257H246ZM258 258H260V257H258ZM31 259H32V258H31ZM73 259H74V258H73ZM84 259H85V258H84ZM95 259H96V258H95ZM99 259H100V258H99ZM99 259H98V260H99ZM117 259H118V258H117ZM235 259H236V258H235ZM239 259H240V257H239ZM241 259H242V258H241ZM254 259H255V258H254ZM35 260H36V259H35ZM39 260H40V259H39ZM39 260H38V261H39ZM61 260H62V259H61ZM90 260H93V259L90 258ZM90 260H89V261H90ZM114 260H115V259H114ZM248 260H249V259H248ZM63 261H64V260H63ZM65 261H66V259H65ZM77 261H78V260H77ZM86 261H87V259H86ZM86 261H85V262H86ZM96 261H97V259H96ZM242 261H243V260H242ZM28 262H29V261H28ZM39 262H40V261H39ZM54 262H55V261H54ZM80 262H81V261H80ZM87 262H88V261H87ZM92 262H93V261H92ZM101 262H102V261H101ZM115 262H117V261H115ZM126 262H127V261H126ZM238 262H239V261H238ZM22 263H23V262H22ZM34 263H35V262H34ZM40 263H41V262H40ZM47 263H48V262H47ZM51 263H52V262H51ZM82 263H83V262H82ZM97 263H98V262H97ZM120 263H121V262H120ZM122 263H123V261H122ZM23 264H27V263H26V260H25V262H24ZM30 264H31V263H30ZM37 264H38V263H37ZM55 264H56V263H55ZM83 264H84V263H83ZM85 264H86V263H85ZM93 264H94V263H93ZM98 264H99V263H98ZM104 264H106V263L104 262ZM248 264H249V263H248ZM255 264H256V263H255Z\"/></svg>",
    "mask_w": 264,
    "mask_h": 264
}]
</instances>
